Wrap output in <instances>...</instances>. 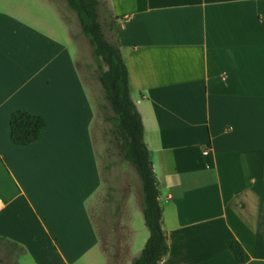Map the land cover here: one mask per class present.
<instances>
[{
    "label": "crops",
    "instance_id": "obj_1",
    "mask_svg": "<svg viewBox=\"0 0 264 264\" xmlns=\"http://www.w3.org/2000/svg\"><path fill=\"white\" fill-rule=\"evenodd\" d=\"M99 1L156 178L160 264H236L231 240L243 264H264V0ZM71 30L53 0H0V250L16 264H83L95 248L114 264L91 214L105 185L77 65L85 38ZM17 111L44 120L40 141L11 144ZM128 206L119 257L131 264Z\"/></svg>",
    "mask_w": 264,
    "mask_h": 264
},
{
    "label": "trees",
    "instance_id": "obj_2",
    "mask_svg": "<svg viewBox=\"0 0 264 264\" xmlns=\"http://www.w3.org/2000/svg\"><path fill=\"white\" fill-rule=\"evenodd\" d=\"M76 16L80 33L87 40L97 66V81L111 115L117 156L134 171L141 192V211L148 239L131 264H160L168 253L166 235L161 228L162 210L148 150L143 141V125L130 97L128 72L118 43H111L99 18V0H63ZM45 129L42 118L26 111L14 112L9 119V138L13 146L27 147L41 140ZM236 264L244 263V251L238 242H226Z\"/></svg>",
    "mask_w": 264,
    "mask_h": 264
},
{
    "label": "rangeland",
    "instance_id": "obj_3",
    "mask_svg": "<svg viewBox=\"0 0 264 264\" xmlns=\"http://www.w3.org/2000/svg\"><path fill=\"white\" fill-rule=\"evenodd\" d=\"M53 1L57 3L62 16L70 23L72 37L76 38V36H82L81 33L79 34L78 32L76 16L66 7L65 2L63 0ZM44 9L48 16H52L47 6H45ZM104 18L105 15L102 13L100 23L109 40L111 35L106 29ZM54 20L55 22L53 25L58 27L62 41H65L66 44L68 43V46L72 49V43L66 40L65 26L62 21H58L57 18ZM112 35L114 36V34ZM80 49L81 52L77 65L82 80L92 89L93 93L96 118L92 123L91 132L95 146L94 150H96L102 180L105 185L101 202L92 210V219L95 229L101 239L102 248L108 255L107 258L112 260L114 264H126L124 261L122 262L123 252L119 257V251L121 250V246L124 245L123 239L124 237L126 238L125 234L127 233V229L122 231V225L118 222L119 216H117V212L123 210V207L125 205L127 206L128 202L129 206L125 208L121 216L122 222H120L122 224L124 221L127 223L130 219L131 212L132 223L130 226L133 230V235L131 237V254L137 257L148 239V231L144 226L141 211L140 184L133 169L128 164L121 162L117 156L113 137L110 134L111 124L107 121L111 113L97 81V66L92 56V50L85 39H82ZM125 226H127V224H125ZM14 253L15 252L12 250L11 254L13 255ZM21 262L22 264H33L32 259L28 256L22 257ZM103 263L104 259L100 249L95 248L94 252L88 255L83 264ZM0 264H16V255L14 254L13 257H11L0 250Z\"/></svg>",
    "mask_w": 264,
    "mask_h": 264
}]
</instances>
